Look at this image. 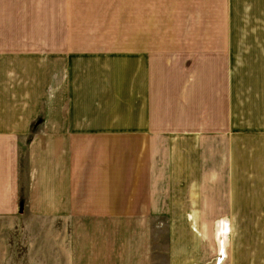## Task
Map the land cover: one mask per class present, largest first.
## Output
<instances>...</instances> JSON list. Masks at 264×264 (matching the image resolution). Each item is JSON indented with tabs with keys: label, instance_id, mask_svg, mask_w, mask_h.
<instances>
[{
	"label": "crops",
	"instance_id": "obj_1",
	"mask_svg": "<svg viewBox=\"0 0 264 264\" xmlns=\"http://www.w3.org/2000/svg\"><path fill=\"white\" fill-rule=\"evenodd\" d=\"M13 218L45 264H264V0H0Z\"/></svg>",
	"mask_w": 264,
	"mask_h": 264
},
{
	"label": "rangeland",
	"instance_id": "obj_2",
	"mask_svg": "<svg viewBox=\"0 0 264 264\" xmlns=\"http://www.w3.org/2000/svg\"><path fill=\"white\" fill-rule=\"evenodd\" d=\"M48 226L54 227L43 221L10 219L0 231V264H45L41 260L47 254L45 246L56 240L39 230Z\"/></svg>",
	"mask_w": 264,
	"mask_h": 264
}]
</instances>
